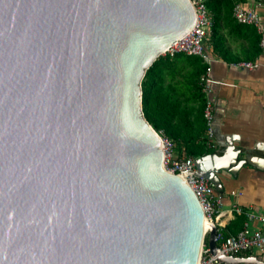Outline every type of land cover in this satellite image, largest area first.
<instances>
[{"label": "water", "instance_id": "obj_1", "mask_svg": "<svg viewBox=\"0 0 264 264\" xmlns=\"http://www.w3.org/2000/svg\"><path fill=\"white\" fill-rule=\"evenodd\" d=\"M194 21L189 0H0V264H197L203 211L141 108ZM225 149L195 159L218 193L248 160Z\"/></svg>", "mask_w": 264, "mask_h": 264}, {"label": "trees", "instance_id": "obj_2", "mask_svg": "<svg viewBox=\"0 0 264 264\" xmlns=\"http://www.w3.org/2000/svg\"><path fill=\"white\" fill-rule=\"evenodd\" d=\"M238 1L246 2H205L211 20L208 38L211 53L227 65L253 62L263 54L261 34L252 26L238 24L232 17L233 5ZM231 44H236V49H232ZM208 70V64L198 57L166 54L151 64L141 81L143 116L155 132L172 141L177 155L197 159L217 153V149L207 144V126L203 117L206 98L199 84L200 77ZM245 219L244 215H235L224 226V235L240 231ZM206 239L207 236L205 244Z\"/></svg>", "mask_w": 264, "mask_h": 264}, {"label": "crops", "instance_id": "obj_3", "mask_svg": "<svg viewBox=\"0 0 264 264\" xmlns=\"http://www.w3.org/2000/svg\"><path fill=\"white\" fill-rule=\"evenodd\" d=\"M246 1L256 6L264 19V0ZM259 58L258 68L242 70L212 55L208 70L209 78L218 82L210 93L217 153L225 152V144L231 142L238 153L236 161L248 158L235 174L218 173L221 210L228 213L238 205L248 211L252 216L246 217L242 228L249 230L264 227V50ZM233 217L224 218V226Z\"/></svg>", "mask_w": 264, "mask_h": 264}, {"label": "built area", "instance_id": "obj_4", "mask_svg": "<svg viewBox=\"0 0 264 264\" xmlns=\"http://www.w3.org/2000/svg\"><path fill=\"white\" fill-rule=\"evenodd\" d=\"M189 2L194 11V24L185 35L174 41L163 54L170 56L184 54L198 57L209 66L212 58L208 43L211 20L205 4L206 0H189ZM232 17L238 24L252 26L261 34L260 45L264 50V19L260 16L257 7L248 4L247 1L235 2L232 8ZM260 63V58H257L253 62H239L232 66L242 70H255ZM204 76L206 77L202 79H205V91L209 93L212 85L218 84V82L209 78L208 71ZM203 117L206 121L207 135L212 139L213 123L209 105L205 106ZM156 134L160 139L163 168L186 181L201 206L204 221L208 223V226L213 225L216 228L215 254H211L208 244H205L203 240L198 264H220L216 259L220 255L233 257L264 256V227L259 230H249L243 227L235 234L224 235V218L240 214L246 218L252 215L238 205H233L228 213L222 211V198L213 184L195 175V159L185 155H177L172 141L161 133L156 132ZM208 146L217 149L213 141L208 143ZM208 232L209 228L205 231L204 238Z\"/></svg>", "mask_w": 264, "mask_h": 264}, {"label": "rangeland", "instance_id": "obj_5", "mask_svg": "<svg viewBox=\"0 0 264 264\" xmlns=\"http://www.w3.org/2000/svg\"><path fill=\"white\" fill-rule=\"evenodd\" d=\"M236 47V44H231V48L232 49H236L235 48ZM166 54H162L161 56H165ZM203 77H206V76H201L200 77V79H199V84L201 85V90H202V93L204 94V96H205V98H206V105L205 106H207V105H209V107H210V111H211V115H212V123H213V127H214V110H213V108H212V104H211V98H210V93H211V88H210V92L208 93L207 91H205V84H204V80L205 79H202ZM205 119V118H204ZM206 122V121H205ZM158 133V132H157ZM163 135V134H162ZM164 136V135H163ZM214 140V134H213V138L212 139H210L209 137H208V143H210L211 141H213ZM207 143V144H208ZM178 146H179V144L176 142V148H177V151H178ZM181 152H183V151H181ZM206 241H207V239H206Z\"/></svg>", "mask_w": 264, "mask_h": 264}, {"label": "bare ground", "instance_id": "obj_6", "mask_svg": "<svg viewBox=\"0 0 264 264\" xmlns=\"http://www.w3.org/2000/svg\"><path fill=\"white\" fill-rule=\"evenodd\" d=\"M208 228V223L204 221V232L207 230ZM199 263V260L197 262V264Z\"/></svg>", "mask_w": 264, "mask_h": 264}]
</instances>
